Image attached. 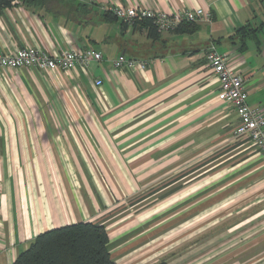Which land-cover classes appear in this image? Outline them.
Returning a JSON list of instances; mask_svg holds the SVG:
<instances>
[{"label":"crops","instance_id":"obj_1","mask_svg":"<svg viewBox=\"0 0 264 264\" xmlns=\"http://www.w3.org/2000/svg\"><path fill=\"white\" fill-rule=\"evenodd\" d=\"M114 5L202 8L211 23L151 38L149 22L125 26ZM26 47L102 60L0 70V264L80 222L105 227L115 264H264L263 159L232 137L238 116L205 62L210 48L227 54L264 109V0H16L0 8V50ZM119 55L145 67L115 69ZM178 219L177 237L209 238L171 257Z\"/></svg>","mask_w":264,"mask_h":264},{"label":"built area","instance_id":"obj_2","mask_svg":"<svg viewBox=\"0 0 264 264\" xmlns=\"http://www.w3.org/2000/svg\"><path fill=\"white\" fill-rule=\"evenodd\" d=\"M83 4H93L96 0H76ZM115 18L125 26H133L140 22H151L158 33L173 31L184 24H209L211 14L202 8L175 10L169 14L157 9L138 6L114 5L109 9ZM100 53L92 49L69 51L57 56H51L33 47L18 48L13 52L0 50V70L35 68L41 71H68L77 65L87 67L90 62H100ZM206 65L219 82L221 97L234 108L237 116V126L232 137L236 140L247 139L260 152L264 163V109L251 106L244 80L228 65V55L210 48L205 54ZM115 69L140 68L145 64L119 55L112 61ZM101 84L100 80L95 85Z\"/></svg>","mask_w":264,"mask_h":264},{"label":"trees","instance_id":"obj_3","mask_svg":"<svg viewBox=\"0 0 264 264\" xmlns=\"http://www.w3.org/2000/svg\"><path fill=\"white\" fill-rule=\"evenodd\" d=\"M14 1L0 0V8L9 7ZM20 1L26 5L41 6L47 0ZM187 26L190 24L181 25L175 30L184 32L188 30ZM147 27L148 35L156 38L158 32L151 22ZM108 242L104 226L90 222L74 223L37 235L12 264H115ZM158 264L167 263L162 261Z\"/></svg>","mask_w":264,"mask_h":264},{"label":"rangeland","instance_id":"obj_4","mask_svg":"<svg viewBox=\"0 0 264 264\" xmlns=\"http://www.w3.org/2000/svg\"><path fill=\"white\" fill-rule=\"evenodd\" d=\"M186 216V215H185ZM191 216V215H190ZM185 218V217H184ZM186 219V218H185ZM184 219H178L176 221H169L168 224H167V228L171 231L175 224L179 221H183ZM157 224V223H156ZM189 222H186L184 224V233L186 234L187 231L189 230L187 228ZM155 225V224H153ZM197 235L195 236H189V237H177L175 235V228L173 229L172 232H169V234L167 233L166 236H167V246L169 247L168 250H169V256L171 257H177L179 255L180 252H183V254H186L187 252H190L191 250H193V247L196 248L198 247V245L202 242H205L204 240H207L209 237L208 236H204L205 233H207L206 230H202V231H197ZM183 239V242L181 241ZM194 245L193 247H188V246H192ZM182 246H184V248H181ZM159 247L158 246H153L151 248V250L147 253V254H155V250H158ZM163 249V248H162ZM177 251V252H175ZM181 255V254H180ZM196 261V260H195ZM202 262V261H201ZM199 262V263H201ZM198 263V264H199ZM195 264V263H193Z\"/></svg>","mask_w":264,"mask_h":264}]
</instances>
